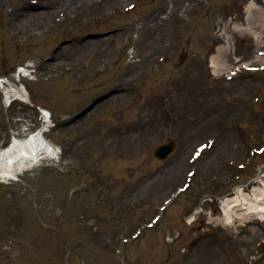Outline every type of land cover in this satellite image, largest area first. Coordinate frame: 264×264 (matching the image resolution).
Segmentation results:
<instances>
[{"label": "rangeland", "instance_id": "obj_1", "mask_svg": "<svg viewBox=\"0 0 264 264\" xmlns=\"http://www.w3.org/2000/svg\"><path fill=\"white\" fill-rule=\"evenodd\" d=\"M0 77V146L57 151L0 179V264H264L220 209L264 176V0H0Z\"/></svg>", "mask_w": 264, "mask_h": 264}, {"label": "bare ground", "instance_id": "obj_2", "mask_svg": "<svg viewBox=\"0 0 264 264\" xmlns=\"http://www.w3.org/2000/svg\"><path fill=\"white\" fill-rule=\"evenodd\" d=\"M257 9L256 4L251 2L246 7V12L250 17ZM234 29L236 31L246 30L251 33L250 27L243 28L236 25ZM257 35L260 37L258 33H255V37ZM227 49V46H220L216 54L211 57V67L215 73L221 70V59ZM30 74L31 71L27 69L17 70V81H21L22 77L26 78ZM0 92L4 95L6 107L16 100L25 103L31 102L27 90L6 77H0ZM44 114L46 117L50 116L46 111ZM47 130V128H43L25 140L15 138L8 147L0 148V179L16 181L18 175L24 170L33 168L45 158L54 157L56 150L46 137ZM254 182L255 184L249 192L239 187L233 195L220 200L221 215L228 224H233L235 220L242 224L251 217H256L264 222V176L257 178Z\"/></svg>", "mask_w": 264, "mask_h": 264}, {"label": "water", "instance_id": "obj_3", "mask_svg": "<svg viewBox=\"0 0 264 264\" xmlns=\"http://www.w3.org/2000/svg\"><path fill=\"white\" fill-rule=\"evenodd\" d=\"M177 150V142L170 139L167 144L161 145L155 151V157L159 160H168Z\"/></svg>", "mask_w": 264, "mask_h": 264}]
</instances>
